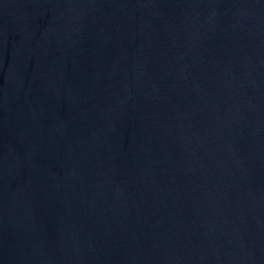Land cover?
Segmentation results:
<instances>
[{
    "label": "water",
    "instance_id": "95a60500",
    "mask_svg": "<svg viewBox=\"0 0 264 264\" xmlns=\"http://www.w3.org/2000/svg\"><path fill=\"white\" fill-rule=\"evenodd\" d=\"M0 264H264V0H0Z\"/></svg>",
    "mask_w": 264,
    "mask_h": 264
}]
</instances>
